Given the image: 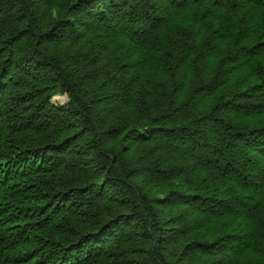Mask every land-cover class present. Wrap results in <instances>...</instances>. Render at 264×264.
I'll use <instances>...</instances> for the list:
<instances>
[{
	"label": "trees",
	"instance_id": "16d2710c",
	"mask_svg": "<svg viewBox=\"0 0 264 264\" xmlns=\"http://www.w3.org/2000/svg\"><path fill=\"white\" fill-rule=\"evenodd\" d=\"M0 264H264V0H0Z\"/></svg>",
	"mask_w": 264,
	"mask_h": 264
},
{
	"label": "rangeland",
	"instance_id": "374dc122",
	"mask_svg": "<svg viewBox=\"0 0 264 264\" xmlns=\"http://www.w3.org/2000/svg\"><path fill=\"white\" fill-rule=\"evenodd\" d=\"M52 100H54L57 103H63V102H66L67 98L63 94V95H56V96H54Z\"/></svg>",
	"mask_w": 264,
	"mask_h": 264
}]
</instances>
